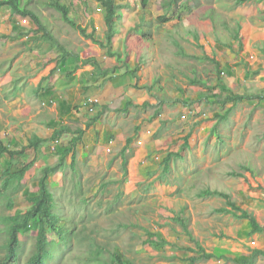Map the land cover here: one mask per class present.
I'll use <instances>...</instances> for the list:
<instances>
[{"label": "rangeland", "instance_id": "obj_1", "mask_svg": "<svg viewBox=\"0 0 264 264\" xmlns=\"http://www.w3.org/2000/svg\"><path fill=\"white\" fill-rule=\"evenodd\" d=\"M66 1L76 23L104 41L101 4ZM163 1L149 0L145 9L140 0L117 2L110 56L47 2L30 0L60 46L75 55L66 58L29 18L0 8V137L11 151L27 147L33 136L43 140L38 149L0 155V259L6 252L3 219L19 212L22 222L30 208L25 198L37 193L41 169L60 162L47 185L62 220L57 226L65 224L70 239L50 246L47 264H102L113 252L125 263L188 264L220 248L241 256L264 249L257 242L264 244L262 237L242 232L246 222L218 213L225 198L198 197L202 190H220L241 205V189L249 193L253 187L246 210L264 227V97L258 98L264 96V2L174 0L170 9ZM164 14L169 22L159 24ZM174 24L182 35L167 34L177 31ZM129 26L134 30L128 32ZM92 58L107 73L98 76L91 64L81 66ZM151 83L153 89L144 88ZM234 95L244 98L236 103ZM64 124L84 130L74 164L71 154L60 159L72 134L52 138ZM168 154L174 155L166 172ZM5 179L11 183L1 191ZM36 235L32 224L18 233L20 264L34 252ZM46 237L57 236L47 228ZM160 238L168 244L156 245ZM98 250V262L87 260ZM194 264L234 263L221 257Z\"/></svg>", "mask_w": 264, "mask_h": 264}, {"label": "trees", "instance_id": "obj_2", "mask_svg": "<svg viewBox=\"0 0 264 264\" xmlns=\"http://www.w3.org/2000/svg\"><path fill=\"white\" fill-rule=\"evenodd\" d=\"M47 2L48 6H50L52 9H54L56 12H58L61 16L62 21L70 26L74 31L78 32L83 38L88 39L94 43H97L101 48H108L107 53L108 55L112 56L114 52L111 51L110 47L112 45V38L114 35H117L116 31V22L115 19H117V16L120 10V6L118 5V0H95L101 4V6L105 9V15H104V23L107 27V33L105 35L104 41L98 40L94 37L92 33L87 34V30L85 27H82L76 23L74 18L71 17V9H72V3L68 1H62V0H37ZM247 1H257V2H264V0H237L238 4H243ZM30 0H0V8L2 7H8L10 8L15 14L20 15L23 18H29L34 26H36V30L41 33V37L43 40L48 41L51 43V45L57 49L61 50V57L66 58L68 56H75L72 53L66 51L63 47L60 46L58 41L52 36L50 31L47 28V25L42 21L41 16L35 11L33 7L29 6ZM175 4L174 0H169L164 3V7L167 5L168 8H173ZM142 8L145 9L148 5V0H141ZM157 22L159 24L167 23L169 20L165 15L160 16L157 18ZM196 38V36H195ZM197 39V38H196ZM117 57H120V53H115ZM207 60H210L215 63V67L219 68V63L214 61L213 59H210L209 57L206 58ZM92 65L94 66L95 73L98 76L103 75L107 71L102 70L100 66L97 64L96 60L94 58L92 59H85L82 61L81 66L86 65ZM133 76L136 74V71L133 70ZM55 73V67L52 69L50 74ZM110 77H112V73H110ZM50 76V75H49ZM111 79V78H109ZM196 81V80H194ZM193 81V83H195ZM157 84V82H155ZM145 89H153L154 85L151 83L149 86L144 87ZM16 90H19V87L15 86ZM161 90V87H159ZM264 96L260 97L259 99L263 98ZM244 97L240 95H234L231 100L237 102H240L243 100ZM127 104H130V101H127ZM229 114V109H227L223 115V118H226ZM100 114H98L99 116ZM96 120L95 118H92V121L94 122ZM89 126V124H87ZM72 134V137L70 139V142L68 143V148L61 149L60 153V159L63 161L67 157L68 154H71V158L73 159L72 164H74L75 161V148L77 144L82 140V136L84 134V130L81 127H77L73 129L70 125H61L56 130H54L52 134V138L60 137L64 134ZM189 136V135H188ZM187 140V138H186ZM43 140L40 137L33 136L31 140H29V143L27 147H24L20 151H11L5 147L4 143L1 140L0 137V155L6 154L9 157L14 156L15 154H22L26 148L29 149H36L39 144ZM130 142V139L128 140ZM58 151V152H60ZM127 149L122 150V156H124ZM174 154H168V156L164 159L165 162V171L167 172L169 170V160ZM124 161V157H123ZM33 165V162L27 164L24 168H29ZM61 162L57 166H47L41 169L42 175L38 182V191L37 193L26 197L25 200L30 204L29 210L25 212V216L22 222L18 221L19 218V212H17L13 217H8L6 219H3L2 222H8L6 225V231H7V237L5 242L3 243V247H5L6 252L4 258L0 259V264H20L19 259V248H20V240L18 238V233L20 231H26L29 226L32 224L37 229V235H36V242L34 247V252L31 254L29 259L27 260L26 264H47L49 261H47V258L49 260H52L53 255L51 254L50 246H60L64 243H67L70 239V231L66 228L65 224H61L60 227L57 226L58 223H60L62 220L57 216V214L54 212V199L53 194L50 191L48 185H47V178L49 175L56 172V167H60ZM232 175H236V173H231ZM238 175V174H237ZM236 175V176H237ZM18 181L21 180V175L19 178H17ZM11 181L9 179H5L1 188V191L7 190L9 184ZM18 183V182H17ZM213 196H220L225 199H227V195L220 193L218 191L213 190H202L198 197L205 198V197H213ZM7 202L9 203V199H7ZM12 206V203H9V207ZM230 208H220L218 209V213L221 214H232L234 218L237 219H247L250 221L253 232L254 233H262L263 228L260 227V225L257 223L255 218L249 216L246 211H242L238 209L234 204L229 203L228 205ZM235 212H239L240 215H236ZM64 226V227H63ZM183 226L185 227L184 223ZM50 228L51 230H54L57 237H55L54 240L48 241L46 237V229ZM186 228V227H185ZM149 235L152 237L153 235L149 233ZM154 241H151L150 243H153ZM156 245H167L168 243L160 238V241L155 242ZM202 252V250H200ZM91 257L95 259V261H99V250L95 251L93 256H88L87 260H89ZM221 257H225L228 261L233 262L234 264H255L256 261L262 257L264 258V249H252L250 251V254L248 255H236L233 253H229L226 251H217L216 254L213 253H206L203 252V254L196 258H190L188 264H194L197 260H208V259H220ZM128 262H124L119 254L116 252L111 253L109 261L102 262V264H134L132 261L127 260Z\"/></svg>", "mask_w": 264, "mask_h": 264}, {"label": "crops", "instance_id": "obj_3", "mask_svg": "<svg viewBox=\"0 0 264 264\" xmlns=\"http://www.w3.org/2000/svg\"><path fill=\"white\" fill-rule=\"evenodd\" d=\"M247 2H250V1H247ZM244 3H246V2H244ZM175 25V29L177 30L176 32H173L172 30L171 31H169L167 34L170 36V35H176V36H179V35H182V33L184 32L183 31V29H181V27H179L178 25H176V24H174ZM130 28H131V26H129V27H127V29H128V32H129V30H130ZM131 29H133L134 30V28H131ZM128 35V33L125 35V37ZM124 37V38H125ZM194 38H195V35H194ZM196 39V38H195ZM174 40V39H173ZM177 40V39H176ZM173 43H175L174 45H176V43H177V41H173ZM178 52V51H177ZM38 137V136H37ZM41 138V137H40ZM40 145V144H39ZM39 148V146L36 148V149H38ZM38 154V153H37ZM39 155V154H38ZM39 160H40V158H38ZM239 175V174H238ZM237 177H242V175H239V176H237ZM244 177V176H243ZM246 178H248L247 176H246ZM251 185L253 186H257V184H255V183H251ZM210 190V189H209ZM248 190V189H247ZM247 190L245 189V188H242L241 189V192H243L244 193V198H242V202H241V205L239 204V203H234V202H232L231 201V197L229 196V197H227V199H224L225 200V207H222V208H225V209H229L230 207L228 206V202L230 201V203H232V204H234L238 209H240V210H242V211H246L247 212V214L249 215V216H251V217H253L254 218V216L250 213V212H248L246 209L249 207V204H250V202H249V200L248 199H250L251 201H253L252 200V198H249L251 195L253 196V194H255V192H256V189H254L253 187H251L250 189H249V193L247 192ZM213 191H218V192H220V193H223V194H225V192H223V191H220V190H213ZM232 192H233V190H232ZM241 192H240V194H241ZM261 192V194H263V196H264V192H262V191H260ZM225 195H227V194H225ZM228 196V195H227ZM217 199V198H223V197H220V196H213V197H205V198H200L199 197V199H202V200H207V199ZM251 205V204H250ZM231 209V208H230ZM236 213V215H240V213L239 212H235ZM228 215H232V214H228ZM233 217V216H232ZM233 219H236L237 220V222L238 221H243L244 223L246 222V230H242V232H244V233H249L250 235V237H255V239L257 240L258 238H261L262 237V240L261 241H263L264 242V227L262 226V225H260L258 222V224L260 225V227H262L263 228V231H262V233H254L253 232V227H252V225H251V223H250V221L249 220H247V219H237V218H234L233 217ZM257 221V220H256ZM245 225V224H244ZM244 236H246V235H244ZM247 236H248V234H247ZM249 237V238H250ZM248 238V237H247ZM255 240V241H256ZM258 242V244L262 247V246H264V244H260V242L259 241H257ZM253 245L254 244H256L255 242H253L252 243ZM220 250L221 251H226V252H229L230 253V251L229 250H227V249H223V248H220Z\"/></svg>", "mask_w": 264, "mask_h": 264}, {"label": "clouds", "instance_id": "obj_4", "mask_svg": "<svg viewBox=\"0 0 264 264\" xmlns=\"http://www.w3.org/2000/svg\"><path fill=\"white\" fill-rule=\"evenodd\" d=\"M120 0H118V2H119ZM140 2H141V0H140ZM166 1L164 0L163 1V5H164V3H165ZM148 3H149V0H148ZM148 6V5H147ZM142 7V6H141ZM165 15V14H164ZM163 16V15H162ZM143 34H145L144 32H143ZM19 90H20V88H19ZM19 90H17V91H19ZM14 91V90H13ZM97 262V261H96Z\"/></svg>", "mask_w": 264, "mask_h": 264}, {"label": "built area", "instance_id": "obj_5", "mask_svg": "<svg viewBox=\"0 0 264 264\" xmlns=\"http://www.w3.org/2000/svg\"><path fill=\"white\" fill-rule=\"evenodd\" d=\"M138 144L140 145L141 143H140V142H138Z\"/></svg>", "mask_w": 264, "mask_h": 264}]
</instances>
